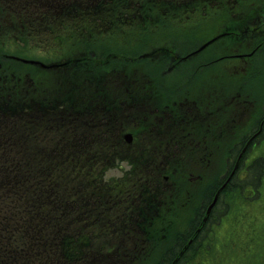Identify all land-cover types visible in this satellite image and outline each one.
Returning <instances> with one entry per match:
<instances>
[{
  "label": "trees",
  "instance_id": "16d2710c",
  "mask_svg": "<svg viewBox=\"0 0 264 264\" xmlns=\"http://www.w3.org/2000/svg\"><path fill=\"white\" fill-rule=\"evenodd\" d=\"M37 1L2 0L1 3H5L0 6V150H6L8 139L10 146L15 150L14 144L17 146L21 142L25 144L24 151L20 152L19 148L18 153L7 151L8 159L0 158V264H108L122 249L115 250L114 253L111 252L113 254L109 253L110 255L102 250V255L98 256L99 261L93 257L94 255L89 256L93 250H88L91 231L101 226L88 223H91L92 219L96 218L95 216L100 215L95 214L94 210L98 211L103 207L102 204L98 205L103 197L98 196L96 194L98 192L89 190V187H98L101 181L100 178H96L97 174L92 170L94 157L87 151L81 157L71 156L62 159L59 153L47 154L39 151L40 148L36 147L37 142L45 134H49L54 141L58 139V142L49 144L51 149L60 151L66 143H70V138L67 139L68 132L72 131L69 122L63 120L48 125L45 116L43 122L32 126L28 114L32 116L40 112L44 115L48 111L46 102H41L39 106L31 103L18 106L12 101L13 96L19 94L22 89H26L24 84L30 83V80L34 79L36 82L49 78L54 80V77L59 74L57 71L36 73V70H28L22 64L6 59L8 46L18 39L26 42L32 33L41 35L42 31L50 25L49 22H45L55 20L58 14L63 19L73 18L80 14L82 19L92 20L94 26L105 27L110 24L130 23L132 20L142 23L161 22L177 11L196 8L203 5L205 1L222 0H49L51 5L44 9ZM235 2L241 6V12H244V9L250 11L255 6L259 12L264 11V0H235ZM31 71H34L40 79L26 78L23 84L19 78L20 75ZM59 71L70 72L64 69ZM61 80L62 90H66L69 85L68 79L61 77ZM92 80L95 82L94 86L101 88L107 79L95 74ZM39 83L37 84L38 89L41 88ZM55 89L58 87L55 86ZM122 90L125 91L126 87ZM40 94L41 91L38 90L29 98L38 100ZM112 107L113 102H105L100 115L105 118L106 114L112 111ZM105 122L106 120L103 123ZM109 124V128L115 130L119 120L111 118ZM103 130L106 131V127H103ZM71 135L73 138L75 132ZM92 142L97 143L98 138ZM71 147L73 149L74 144ZM103 151L107 152V149ZM33 152L39 156L46 155L44 161L33 162L35 155ZM162 168L163 166L159 170ZM260 168V163H258L252 176L246 179L247 184H252L258 192L263 186V183L260 184ZM245 186L239 187V192L246 189ZM242 197L244 195L239 198ZM105 210L103 209L102 212L104 213ZM126 211L128 209L124 208L122 216L117 213V218L124 217ZM82 228H87L86 233L81 234ZM194 228L195 225L191 226V231ZM138 234L139 232H136L129 241L131 248L136 245V235L137 245L141 247L143 244ZM189 234L180 235L175 249L168 251L165 256L135 258V254L129 248L126 250L127 256L124 263L140 264V261L147 259L153 263L158 260V264H170ZM203 235L199 236L198 240L196 239L192 248L190 247L192 251H189L186 258L183 257L182 264H203L204 257L193 253L200 244L199 250L207 247ZM109 236L110 233L107 234V238ZM115 237L119 245V236ZM112 240L111 238L107 243ZM143 264H147V261Z\"/></svg>",
  "mask_w": 264,
  "mask_h": 264
},
{
  "label": "rangeland",
  "instance_id": "374dc122",
  "mask_svg": "<svg viewBox=\"0 0 264 264\" xmlns=\"http://www.w3.org/2000/svg\"><path fill=\"white\" fill-rule=\"evenodd\" d=\"M37 3H39L41 5L40 6L41 8L43 7L42 9H44L47 6L51 5V1H49V0L48 1L47 0H38ZM183 26L184 25L178 23V25L171 24V26L169 28H167V29H156V30H154L152 32H149V33L136 31V32L133 33V35L131 37L129 36L130 38H128L127 35L129 34V32H128L130 30L129 27H131V26H129L128 28L124 27L122 29V32L118 36L119 37L118 39H116L114 36L102 35L101 37H99V41H97L96 43H95V41H93V42L91 41L92 44L95 47H88L87 46L86 48H81V47L73 48L71 53H69L66 57L67 58H74V57H79V56H87V57H92V58H94V57H103L104 58V57L109 56L112 52H114L115 51V47H117L118 49H123V50L118 51V56L120 58L126 56L128 60L132 59V61H123V60H119V59H114V61H109L108 64L110 65V67L112 69H114L116 71L114 73L120 74L121 73L120 71L126 70L122 74L134 75L135 74V72H134L135 69H140V66L143 63H146V65H149L151 63L150 61H135V59L137 57H139V55H141V54H143V53L148 51L149 46H151L153 44H156L157 42H160V41H166V42L169 43L171 49H172L173 44H171L170 42H175L176 43L175 44V48L176 49H178L179 47L183 48V50H186L187 48L193 49V48L199 46V44L204 43L210 37V35L212 34L211 30L206 29L205 27H201V28H199L197 30V31H200V33L196 32V36L186 37L188 35H186V34L181 32ZM59 27H61V25ZM151 27H153V26H151ZM141 33L144 36H142ZM44 39H46L44 36L41 37L40 34L36 33L30 39V43H32V45L35 46L32 49H35V50H29L28 49V50L22 52V54H21V51L17 50V51H19L18 55L20 57L28 59V60H41V61L50 63V62H54L55 60H58V58H61V55L66 53L68 48H69L68 45L60 47V46L57 45V43L50 42L51 49H50V52H48V50H47L48 46H43V44L46 43V41ZM39 43H42V44H39ZM68 44L72 45L73 41H68ZM101 45H103V46H101ZM236 47H237V45H236ZM235 48H232V51H234ZM46 52H47V54H44ZM214 53H215V48L213 49V51H211L207 55H205L202 58V60H204L205 58L208 59L209 57L213 56ZM237 53H242V52H237ZM73 54H75V55H73ZM62 60H64V57L60 59L61 62H62ZM202 60L201 59H199V60L197 59V60L190 61L189 62V67H185V68L181 67L180 64L179 65H175V67H174V66H172V65H174V61H167V64H165L161 68V73L160 74H172V73L175 74L176 73V75H174V76H172L170 78L174 82H179V80L182 77H187V76L189 77L192 73L196 74V72H197V74H200L199 75V80L202 81L203 78H204V75H203L204 73L205 74H209L211 72L210 70H213L214 68H216V67H212V66H203L202 67L201 66V64L203 63ZM81 62L85 64L86 69H91L93 67L92 61H81ZM261 62H263V61H261ZM227 63H228V61L227 62H223L224 65H226ZM262 65H261L260 71H259L256 68V64H255V69L251 73V75L253 77L258 75V76L255 77V79L253 81L254 90H250L249 89V87H251L252 78H247V79H243L242 78L241 79L243 88L248 91V92H246L244 94L245 97L248 95L249 98H252V99L256 98L258 101H260V98H259L260 96H259L258 93H264V68H263ZM197 66L199 67V69H198ZM168 67H170V70H167ZM175 70H178V71L174 72ZM28 73L24 74L23 78H26V77L27 78H36L37 77L36 73L34 71H31V72H28ZM139 73L142 74V70ZM143 73H145V72L143 71ZM145 74H147V73H145ZM188 77H187V79H188ZM36 79L39 80L40 77L39 78L37 77ZM84 84H87V83H84ZM24 85H27V84H24ZM134 87H136V86H134ZM145 87H147V85L142 86V88H145ZM177 87H179V90H174V84H172L169 87V93L171 95H173V96L177 95V94H183L186 98H188V95H187L188 88H186V84L181 83V84H178ZM159 88H162V85L159 86ZM166 88H168V86ZM201 90H202V88H201ZM195 91H198V90H195ZM145 95H146V92H140V94L136 97V100H141ZM255 103H256V106H257L258 109L262 105V103L257 104L256 101H255ZM262 109H263V107H262ZM263 114L264 113H261V115H259V117H258L260 121L263 118L262 117ZM245 118L248 119V116H245ZM244 121L245 120H242L240 122V124L242 126H244ZM258 124L259 123L256 122V126H258ZM50 141H51V139L47 138L46 143L49 144ZM261 141H262V138H261ZM51 143H56V141H52ZM83 144H84V142L81 139L77 140V145H78L79 148L82 147ZM14 145H15L16 151H17L18 148H19L20 152L24 151V145L25 144H23L22 142L18 146L16 144H14ZM259 146H260V144H258L256 147H259ZM36 147L40 148L39 151H44L47 154L48 153L49 154H55L54 152H51L52 149H48L47 150L45 147H43V145H41V147H40V145H38ZM78 147H76L74 149H77V150H80V151L76 150V152H73V154L75 153L77 156H80L81 155V149H78ZM126 148H128V147H126ZM144 148H145V146L142 147V149H144ZM5 149L8 150L9 146H6ZM252 149H253V146H250L248 151H247L248 156H250V154L252 153L251 152ZM262 149H264V147ZM3 152H5V151H3ZM3 152L0 153V155L2 154V158H7L8 159V157H9L8 153H3ZM238 154H239V151L237 152V155ZM45 156H42V155L39 156V155L35 154L33 156V160L32 161L34 162V161H41L42 160V162H43ZM114 158L117 159L118 157H116V155H115ZM124 158H126V157L124 156ZM111 160H109V163H108V167L111 168V170L108 171V175H110L112 180L119 181V179H121L120 177L124 175L123 172L126 169V165L123 164V167H122V163L123 162H120L121 164H119L118 162L111 163L110 162ZM226 162H227V166H228V159H226ZM144 165L147 168L150 167L145 162H144ZM150 165L152 166L151 162H150ZM232 166H233V163H232L231 167ZM120 167H122V168L120 169ZM43 171L45 172V169H43ZM145 173H143V174H145ZM135 177H137V176H135ZM135 177L133 178V177L127 176L125 178V181L126 182L127 181L133 182L135 185H133L132 187L136 186V187H134V189H139L140 187H144V184H139L141 179L140 178H135ZM166 185L167 184L165 182H162V185H160V186L157 184L156 187L153 189V192L154 193L161 192L160 196H162L163 192L167 189V188H165ZM262 185L263 186L261 188L264 191V183ZM212 192H214V188H212L210 190V194H212ZM229 193H234V192H229ZM251 194H252V191L250 189H246V198L250 199V201L249 202H243L240 199V203H241V204L239 203L240 206L238 208L232 207L234 209V211L236 212V214H235L236 216L235 217H239V219H241L243 217H247V214L249 213L248 215H249L250 222H254L256 220L259 225L264 226V214H263L264 213V204H263V207H262L263 209L259 208L260 207V203H258L259 207H255L254 206L256 204V202L251 204L252 201H254V199L252 200ZM213 195H214V193H213ZM213 195H211V197ZM136 196H138V193L133 195V197H136ZM130 197L131 196H127L126 198H130ZM232 197H233V194H230L229 200H231ZM149 198H151V199H149ZM153 198H154L153 194H152V196L145 195V196L140 197L139 199H143L144 201L142 203L139 202L137 204V207H136L137 212L142 213L145 210H150L152 205H153V201H154ZM124 202L128 203V205L130 206L129 201L126 200ZM225 207H227V203L225 204ZM246 210L248 212H246ZM228 215H230V214H228ZM218 217L219 216L217 215V212H215L214 213V218H218ZM225 218H227V216L223 217V219H225ZM239 219H235V220H239ZM239 222H242V221H239ZM129 226L130 225H125V229H127ZM172 226L179 229V227H176V223H174ZM214 226H215V228L213 230L211 228L209 230V232H207L206 235H205L206 237L208 236L207 240H208L209 244L210 245H219L220 243L229 241L230 236L227 234L226 229H224V228H222V226H220V221H215V224L213 225V227ZM215 229L216 230L218 229L219 231L217 233L215 231L213 233V236L211 237V240H210L209 235ZM230 231H231V234H233L234 237L237 238L234 244L230 242V246L225 248V250H227L229 253H231L230 258L227 261H224L225 254L223 253V255H221V257H219L217 259L216 256H218V253H215L214 251H212V253L210 255L212 257V259L210 261V264H238L239 260H240L239 254L244 256V257L246 255H248V250L247 249H243L240 246V244H243V242H240L238 240V239L241 238V235H240L241 234L240 223L232 224L231 228H230ZM252 234H253V236H255L254 232ZM256 236H259V237L257 239V250H256V252H257L256 255L257 256L255 258H260V257L263 258V256H264V230L260 233V235L256 234ZM156 237H157L156 239L159 240L160 234H157ZM169 241H170V238H169L168 242ZM167 247H168V243L167 244H164V243L161 244V248L163 250H161L160 253H164V250ZM158 249H159V246H158ZM249 251L252 252V249L250 248ZM220 259H222V262H220ZM151 264H158V260H156L154 263L152 262Z\"/></svg>",
  "mask_w": 264,
  "mask_h": 264
},
{
  "label": "flooded vegetation",
  "instance_id": "af4514ba",
  "mask_svg": "<svg viewBox=\"0 0 264 264\" xmlns=\"http://www.w3.org/2000/svg\"><path fill=\"white\" fill-rule=\"evenodd\" d=\"M235 67H236V65H235ZM181 110L185 111V113H183V111L177 112L174 110L166 113V115L168 116V120H170L172 124H179V123H182L185 119V120H187V124H188L189 128H192V124H193V120H194V112L192 111L191 108H185V109H181ZM163 113H165V112H163ZM236 115L237 114L235 113L234 110L232 112V115L229 112H227L226 110H224L221 116L225 122H230V121H235L234 117ZM200 117L201 116L198 115V118H200ZM224 121H223V123H224Z\"/></svg>",
  "mask_w": 264,
  "mask_h": 264
},
{
  "label": "clouds",
  "instance_id": "9594fccd",
  "mask_svg": "<svg viewBox=\"0 0 264 264\" xmlns=\"http://www.w3.org/2000/svg\"><path fill=\"white\" fill-rule=\"evenodd\" d=\"M122 167H123V165H122ZM104 179H105V181L107 182V181H109L110 179H111V177H110V175H105V177H104Z\"/></svg>",
  "mask_w": 264,
  "mask_h": 264
}]
</instances>
